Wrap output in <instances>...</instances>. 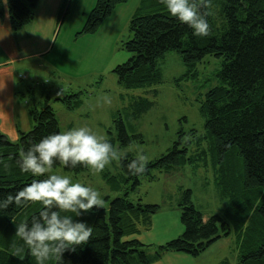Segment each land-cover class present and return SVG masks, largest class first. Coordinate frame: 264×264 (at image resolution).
Masks as SVG:
<instances>
[{
  "label": "trees",
  "instance_id": "trees-1",
  "mask_svg": "<svg viewBox=\"0 0 264 264\" xmlns=\"http://www.w3.org/2000/svg\"><path fill=\"white\" fill-rule=\"evenodd\" d=\"M7 1L15 29L33 20L38 0ZM126 1L97 0L80 32H96L113 9ZM69 3L70 0L64 2L61 19L67 14ZM4 6V0H0V10ZM201 11L208 12L210 35L206 37L193 35V29L172 17L160 0H141L130 21L132 36L124 42L132 56L118 64L114 72L122 86L135 89L163 82L159 60L170 50L181 54L185 68L177 81L196 79L198 66L207 55L220 59L218 83L207 90L200 105L205 133L201 135L191 129L190 138L184 142L180 137L166 153L150 160L143 174L129 173L127 164L135 158L129 152L120 161L118 174L105 172L111 188L120 194L113 199L108 196V207L93 209L80 217L61 213L92 228V237L86 244L77 246L74 252H64L62 264H152L170 251L197 257L221 237L231 234L238 249L236 264H264V0H211V6ZM48 95L44 106L32 102L29 116L33 125L28 131H21L17 141L0 131V200L8 194L15 195L33 179L47 178L21 172L17 161L20 152L27 151L32 143L62 132L50 105L51 93ZM78 95L65 93L59 98L73 108L78 105ZM150 105V100L134 96L128 106L117 110L114 121L118 137L110 136L109 142L114 146L119 138L121 146H128L135 140L143 141V134L135 128L134 133H129L122 114L128 119H140ZM204 141L208 147L202 146ZM190 147L196 149L191 151ZM201 160L212 161L217 193L226 204L223 214H205L196 206L191 188L162 204L133 197L143 178L149 181L156 178L154 170L172 172L187 164L197 166ZM59 165L57 162L53 167ZM85 168L66 167L72 172ZM42 207L39 203H28L0 209V264H37L15 232L16 225L30 223ZM174 207L179 210L184 227L181 234L161 244L131 238L150 229L155 214ZM14 246L22 247L23 251L13 255ZM45 264L57 261L50 259ZM217 264L232 263L223 258Z\"/></svg>",
  "mask_w": 264,
  "mask_h": 264
},
{
  "label": "rangeland",
  "instance_id": "rangeland-1",
  "mask_svg": "<svg viewBox=\"0 0 264 264\" xmlns=\"http://www.w3.org/2000/svg\"><path fill=\"white\" fill-rule=\"evenodd\" d=\"M96 2L97 0H70L67 14L63 20L60 18L53 49L47 57L63 71V76L60 75L61 78L58 79L60 85L50 84V76L45 75L43 79L36 81L33 85L34 93L28 92L27 98H31L30 101L38 103V107H41L48 101L50 92V105L57 114L62 131L88 126L107 138L112 135L118 137L114 121L115 115H118L117 110L128 106L134 96L150 100L149 109L143 112L140 119H128L122 114L129 133L140 131L144 140H135L128 146H121L118 138L114 145L120 151L133 154L137 148H143L149 161L166 153L180 137L185 142L192 136L191 129H195L198 134H204L200 105L207 90L218 83L216 75L220 68V59L207 55L198 66L199 75L196 79L177 81L176 78L182 75L185 68L181 54L170 50L159 60L163 82L149 87L127 89L119 83L114 68L132 56L124 42L132 36L130 21L141 0H127L118 4L96 32L81 33L87 15ZM51 77L53 81L54 76ZM73 92L79 93L76 99L78 105L69 108L59 97ZM103 97H110L111 104L105 103ZM179 131H184V134L181 135ZM207 144L208 142L204 141L202 146L208 147ZM195 149L196 147H190L191 151ZM119 171L120 162L114 161L97 175H93L88 168L72 172L63 165L53 167L52 173L46 175L69 176L73 183L79 182L94 188L99 191L104 201L103 206L108 207V196L113 199L120 192L111 188L104 173L118 174ZM153 173L156 175L155 179L149 181L143 178L142 184L134 191L135 199L141 196L143 202L162 204L179 197L184 189L191 188L196 206L205 214L224 213L226 204L220 200L217 193L216 173L212 161L206 163L201 160L197 166L187 164L184 168L172 172L154 170ZM177 211L178 213H161L157 218L160 222H157L150 233L156 238L178 236L176 233L181 229V232L183 231V225L180 212L178 209ZM208 249L210 250L206 252ZM207 250L197 256V260L195 256L190 255L193 259L189 256L188 264H215L223 255L227 256L223 258H229L232 264H236L238 249L234 234L221 237Z\"/></svg>",
  "mask_w": 264,
  "mask_h": 264
},
{
  "label": "clouds",
  "instance_id": "clouds-1",
  "mask_svg": "<svg viewBox=\"0 0 264 264\" xmlns=\"http://www.w3.org/2000/svg\"><path fill=\"white\" fill-rule=\"evenodd\" d=\"M160 3L166 6L172 17L192 28L193 35H210L206 19L208 12L201 9L209 8L211 0H160ZM103 100L111 104L110 97H103ZM126 156L127 152L114 147L106 136L97 134L88 126H81L47 135L32 143L27 151L20 152L17 163L21 172L30 173L33 177L52 173L57 162L71 168L84 166L97 175ZM148 163L149 157L144 154V149L137 148L135 158L127 164V168L129 173L140 175L147 170ZM28 203H39L43 206L42 210L38 216L32 217L30 223L25 221L16 225L15 235L27 246L37 264H45L50 259L62 264L64 252H74L77 246L86 244L92 237V228L71 215L61 213H73L80 217L93 209L102 208L104 201L94 188L73 183L69 176L51 174L43 180L33 179L15 195L8 194L0 200V209ZM22 251V247L14 246L13 255Z\"/></svg>",
  "mask_w": 264,
  "mask_h": 264
},
{
  "label": "crops",
  "instance_id": "crops-1",
  "mask_svg": "<svg viewBox=\"0 0 264 264\" xmlns=\"http://www.w3.org/2000/svg\"><path fill=\"white\" fill-rule=\"evenodd\" d=\"M65 1L38 0L33 20L19 29L12 25L7 0H4V9L0 10V131L13 141L19 139L21 131H28L33 125L29 116L32 101L27 98V93H34L33 85L36 81L49 75L50 84L60 85L58 79L60 75L63 76V71L47 57L53 49V41L61 22L60 11ZM51 75L54 76L53 81ZM170 211L178 213L175 207L161 210L154 215L150 229H144L131 238H138L147 244H161L174 238H156L150 233L160 222L157 218L161 213ZM181 230L176 235L181 234ZM189 256L184 252L170 251L152 264H188ZM223 257L227 256L223 255L219 260Z\"/></svg>",
  "mask_w": 264,
  "mask_h": 264
},
{
  "label": "water",
  "instance_id": "water-1",
  "mask_svg": "<svg viewBox=\"0 0 264 264\" xmlns=\"http://www.w3.org/2000/svg\"><path fill=\"white\" fill-rule=\"evenodd\" d=\"M62 97V96H61Z\"/></svg>",
  "mask_w": 264,
  "mask_h": 264
}]
</instances>
